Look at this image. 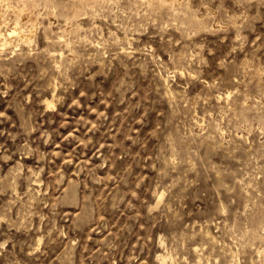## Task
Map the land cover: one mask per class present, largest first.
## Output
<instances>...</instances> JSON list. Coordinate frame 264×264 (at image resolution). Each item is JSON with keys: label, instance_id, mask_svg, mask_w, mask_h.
I'll list each match as a JSON object with an SVG mask.
<instances>
[{"label": "rangeland", "instance_id": "obj_1", "mask_svg": "<svg viewBox=\"0 0 264 264\" xmlns=\"http://www.w3.org/2000/svg\"><path fill=\"white\" fill-rule=\"evenodd\" d=\"M15 25L0 264H264V0H0Z\"/></svg>", "mask_w": 264, "mask_h": 264}, {"label": "bare ground", "instance_id": "obj_2", "mask_svg": "<svg viewBox=\"0 0 264 264\" xmlns=\"http://www.w3.org/2000/svg\"><path fill=\"white\" fill-rule=\"evenodd\" d=\"M19 27V26H18ZM18 27H16V25H15V27L12 29V30H6V28H5V30L4 29H2V27H1V31H0V45H6V43H8V42H10V41H12V40H15V39H21V40H23V41H28V39H30L31 37V33H30V31L29 30H31V28L29 29V30H26V31H24V30H22V29H20V28H18ZM25 29H27V28H25ZM27 31H29V32H27ZM33 31V30H32ZM51 102H48V105L50 104ZM52 105V104H51ZM54 105V104H53ZM259 207V206H258ZM257 207V208H258ZM256 208V209H257ZM258 210H259V208H258ZM257 210V211H258ZM255 213V212H254ZM263 214V213H262ZM261 214V215H262ZM254 218V217H253ZM255 219V218H254ZM256 230V228L254 229V231ZM258 230V229H257ZM252 231H253V229H252ZM246 232V231H245ZM257 232V231H256ZM259 233V232H258ZM249 236H250V234H249ZM254 236V235H253ZM252 243V242H251ZM165 255V254H164ZM160 258V257H159ZM163 258H164V256H163ZM160 261H161V259H160ZM163 263V262H162Z\"/></svg>", "mask_w": 264, "mask_h": 264}]
</instances>
